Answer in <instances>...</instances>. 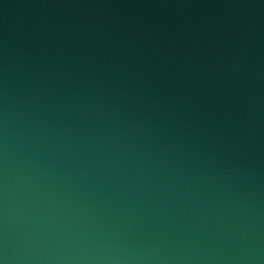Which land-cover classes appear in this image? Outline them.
<instances>
[{
	"label": "water",
	"instance_id": "1",
	"mask_svg": "<svg viewBox=\"0 0 264 264\" xmlns=\"http://www.w3.org/2000/svg\"><path fill=\"white\" fill-rule=\"evenodd\" d=\"M0 264H264V0H0Z\"/></svg>",
	"mask_w": 264,
	"mask_h": 264
}]
</instances>
